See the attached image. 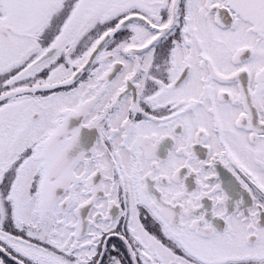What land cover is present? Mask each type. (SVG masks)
<instances>
[{
    "label": "snow or ice",
    "instance_id": "1",
    "mask_svg": "<svg viewBox=\"0 0 264 264\" xmlns=\"http://www.w3.org/2000/svg\"><path fill=\"white\" fill-rule=\"evenodd\" d=\"M0 264H264V0H0Z\"/></svg>",
    "mask_w": 264,
    "mask_h": 264
},
{
    "label": "flooded vegetation",
    "instance_id": "2",
    "mask_svg": "<svg viewBox=\"0 0 264 264\" xmlns=\"http://www.w3.org/2000/svg\"><path fill=\"white\" fill-rule=\"evenodd\" d=\"M81 123V118H73L71 121H70V126L71 127H76L78 126L79 124ZM98 135V133L96 132V130H84L83 132V144L85 147H90L92 142L94 141L95 137ZM218 170L221 171L224 175H230V173L227 172L226 169L223 168L222 165H220L218 167ZM232 194L236 197H239L240 195H245L241 190H239L238 188L236 189H233L232 190ZM206 207L207 208H211V203L210 202H206ZM210 220H212L214 226L217 227L218 230H223V228L225 227V224L223 222V220L219 219V218H216V219H213L211 217V212L209 211V217H208Z\"/></svg>",
    "mask_w": 264,
    "mask_h": 264
}]
</instances>
